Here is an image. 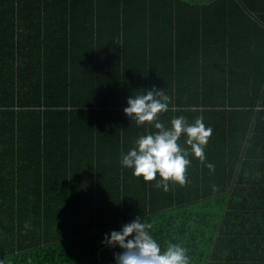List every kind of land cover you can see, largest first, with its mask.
<instances>
[{"label": "trees", "instance_id": "trees-1", "mask_svg": "<svg viewBox=\"0 0 264 264\" xmlns=\"http://www.w3.org/2000/svg\"><path fill=\"white\" fill-rule=\"evenodd\" d=\"M142 90L213 129L185 186L121 166ZM144 219L189 264H264V0H0V264H117Z\"/></svg>", "mask_w": 264, "mask_h": 264}, {"label": "clouds", "instance_id": "clouds-1", "mask_svg": "<svg viewBox=\"0 0 264 264\" xmlns=\"http://www.w3.org/2000/svg\"><path fill=\"white\" fill-rule=\"evenodd\" d=\"M170 98L163 91L142 90L128 100L125 114L137 127L151 125L155 131L140 135L135 147L122 155L121 166L133 171L138 179L154 185L158 190L169 191L175 185L185 186L187 169L191 164L189 152L182 148L180 138L191 149V156L204 163L205 148L213 129L206 126L203 116L191 123L184 116L173 117L170 126L159 120L168 111ZM209 170L212 165H207ZM153 223L144 219L123 226L122 231H112L105 236V245L119 247L117 264H189L186 249L179 243L168 242L162 247L152 234Z\"/></svg>", "mask_w": 264, "mask_h": 264}]
</instances>
